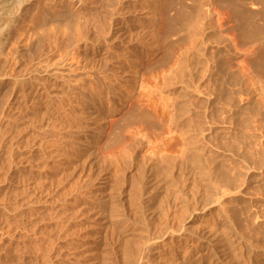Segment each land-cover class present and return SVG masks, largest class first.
Masks as SVG:
<instances>
[{
	"label": "bare ground",
	"instance_id": "obj_1",
	"mask_svg": "<svg viewBox=\"0 0 264 264\" xmlns=\"http://www.w3.org/2000/svg\"><path fill=\"white\" fill-rule=\"evenodd\" d=\"M98 1L0 0V264H264V222L227 205L241 190L176 102L204 92L205 35L264 0L193 2L200 43L164 81L175 98L162 110L135 93L159 62L168 0ZM134 111L168 119L177 143L138 127L133 153L111 150Z\"/></svg>",
	"mask_w": 264,
	"mask_h": 264
},
{
	"label": "rangeland",
	"instance_id": "obj_2",
	"mask_svg": "<svg viewBox=\"0 0 264 264\" xmlns=\"http://www.w3.org/2000/svg\"><path fill=\"white\" fill-rule=\"evenodd\" d=\"M248 1L250 0H247V2ZM193 2L195 3V0H168L166 8V29L164 30L163 34L161 49L158 51V53L155 52L151 58L152 61L158 59L159 62L154 61V64L157 62V65L152 64L153 66H150L152 69L149 67L151 72L149 69L147 72V75L149 73L150 78L152 77L151 80L155 79L154 82L156 80L160 81L158 82L159 84L157 81L156 83L158 86L160 84L161 85L160 87L154 88V82H152L148 77V83H152H147L144 85L142 90L137 89L135 93V96L140 95L141 100L144 98H150L151 103H153V105H158L159 107H157L160 110H162L163 106H167L169 103L173 102L172 100L175 98V95L170 94V91L166 89L167 87L163 88V86H166L165 84L163 85L164 81L168 83L169 80H171V77L175 74L176 70L187 64L190 55L196 50L200 43L201 36L198 27L204 19V14L203 12L197 11L196 8L193 7ZM234 2L235 0H232V5L228 6V8L235 9V6L239 3L235 2L237 3L235 5ZM99 3L102 4V0ZM261 3L260 5L264 10V4ZM240 4V7L237 6L239 8L236 7L238 11L240 8L243 9L241 7L242 4ZM182 9H186L185 12L189 9L186 14L188 13L190 16V22L185 19L187 16L185 13L184 15L186 16L183 18L187 20L185 21L186 23H184L180 17H177L178 19L176 18L175 15L177 13L179 14L180 12H182L181 14L183 16L184 11ZM225 13L227 15V12ZM240 14L241 15H233L232 20L230 17L225 18V26H227L226 28L228 30L224 28L225 31H223L216 25L215 29L211 31L210 34L207 33L205 35V40L207 42L206 45L204 44L205 46L203 45L205 47L204 57L206 56V59L211 61V67L210 71L206 73V77L201 82H199V84H203L200 86L202 87L200 90H204V92L202 91V95L189 94V99H182L183 101L178 99L176 102L179 106L178 110L181 109L179 111L180 113H182L181 111L185 107L187 110L188 106V114L185 113L186 110L183 113L187 114V118L192 116L191 119L193 121L191 119L190 120L192 123L194 122L193 124H197L199 126L204 125L202 128L206 130L204 134L205 137L207 134V137L205 138L206 141L204 140L203 143H205L207 148H210L209 153L210 156L212 155L213 157V165H215V167L218 169L221 166L223 167L220 168L221 170H228L224 173L222 170V173L227 175L226 177L231 174L229 177L230 180L233 179V185L238 181L235 183V187L232 184L223 183L225 186H227L226 189L241 190L240 194H238L239 196H236L237 200H235L232 204L229 202L227 205L232 206L237 204L238 207L247 206L248 209L251 208L249 209L250 212L248 213V215L251 216L250 218H256L257 215L259 216L257 221H259V223H263L264 11L252 13L250 16H248L250 13H247L248 15L244 14L245 17L242 16V13ZM173 17L176 21H174ZM216 19H214V22L217 21ZM238 24L240 26H238ZM51 26L49 25V27ZM232 26H234V28ZM241 70H243V72ZM222 72L224 74H228L223 75ZM159 75L160 80H158V78L156 79V77H159ZM153 76L155 78H153ZM156 83L155 85H157ZM196 98L199 102L195 100ZM186 101L189 104L185 103ZM192 102L194 104H192ZM195 104L196 106H194ZM190 110L194 111L191 113ZM183 113L179 115H184ZM133 114L136 115V117L133 118L131 122H126L122 125L118 124L115 127V134L110 147L111 150L120 151L121 149L125 148L128 150V152L133 153L134 149H136V145L132 143L129 135L133 129L138 127H140L138 129H143L145 131L147 130L149 133L153 131L161 135H165L164 133L166 131H171V125L168 119H164V121L161 122L155 114L150 112L149 116L139 114L138 111H134L131 114L132 117L134 116ZM205 114L208 116L206 117V122L204 121V117H202L205 116ZM187 118L185 117L182 119L181 124L184 126L186 124L184 122L190 121ZM178 135V133L176 134L175 132H172L171 134L167 136H161L160 138L163 139V137H167V139L173 140L174 137L173 142L172 140L170 141L174 146L177 143L175 139H177ZM149 141L150 145L149 143H145L143 150L141 151L142 155H146L148 153V157L150 155L152 156L153 146L157 145L159 142H153L156 141L153 140L152 144L151 140ZM255 161L257 163H254L253 165V162ZM216 163L218 166H216ZM237 177L238 179L236 180ZM201 182L198 183L201 185L197 186L198 190L204 189L203 180ZM255 218L253 220H255Z\"/></svg>",
	"mask_w": 264,
	"mask_h": 264
}]
</instances>
